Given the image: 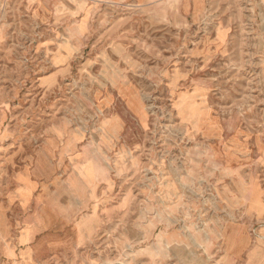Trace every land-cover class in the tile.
<instances>
[{"label":"rangeland","instance_id":"obj_1","mask_svg":"<svg viewBox=\"0 0 264 264\" xmlns=\"http://www.w3.org/2000/svg\"><path fill=\"white\" fill-rule=\"evenodd\" d=\"M0 161L100 219L54 264H264V0H0Z\"/></svg>","mask_w":264,"mask_h":264},{"label":"crops","instance_id":"obj_2","mask_svg":"<svg viewBox=\"0 0 264 264\" xmlns=\"http://www.w3.org/2000/svg\"><path fill=\"white\" fill-rule=\"evenodd\" d=\"M4 168L0 161V264H54V256L61 259L89 245V239L101 224L100 219L83 214L71 227L68 214L47 202L58 181L52 166L46 170L43 180L29 177V190L23 195L18 193L24 186L18 176L10 180L16 183L14 190L6 186ZM37 193L34 212L25 215L32 196ZM21 215L23 217L19 218ZM97 258L86 257V264L88 261L96 264Z\"/></svg>","mask_w":264,"mask_h":264}]
</instances>
